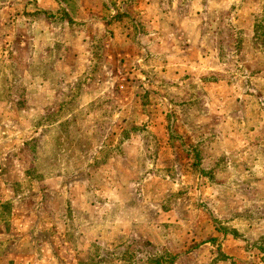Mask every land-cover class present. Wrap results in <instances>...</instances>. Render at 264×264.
Masks as SVG:
<instances>
[{
	"label": "rangeland",
	"instance_id": "374dc122",
	"mask_svg": "<svg viewBox=\"0 0 264 264\" xmlns=\"http://www.w3.org/2000/svg\"><path fill=\"white\" fill-rule=\"evenodd\" d=\"M0 264H264V0H0Z\"/></svg>",
	"mask_w": 264,
	"mask_h": 264
}]
</instances>
